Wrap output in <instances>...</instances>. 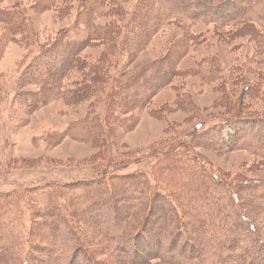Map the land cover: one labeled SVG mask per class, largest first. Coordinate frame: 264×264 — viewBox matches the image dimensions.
I'll use <instances>...</instances> for the list:
<instances>
[{"label": "trees", "instance_id": "1", "mask_svg": "<svg viewBox=\"0 0 264 264\" xmlns=\"http://www.w3.org/2000/svg\"><path fill=\"white\" fill-rule=\"evenodd\" d=\"M66 1L78 19L83 14V24L56 35L29 59L14 83L13 101L26 83L35 88L23 91L28 94V111L56 99L70 106L85 104L83 115L68 123L64 134L98 147L95 157L89 159L93 172L88 178L46 181L0 192V264H30L35 239L40 238L57 245L51 249L53 264H264V203L256 205L252 196L244 207L237 208L233 193L242 195L246 188L254 187L253 182L222 178L195 150V141L206 129L203 123L193 124L178 144L171 142L147 170L116 169L121 164L114 163L111 155L117 128L131 131L138 123L133 112L147 108L160 90L185 77L177 68V51L128 73L123 63L128 50L131 59L155 32L175 20H207L214 26L232 23L237 26L233 32L250 30L253 23L264 27V0H135L129 11L120 9L119 0ZM53 5L52 0L32 3L38 12ZM66 9L59 4L56 10L62 15ZM5 10L0 7V22L9 26L10 35H23L26 28L18 23L21 12ZM188 38L177 39L179 47L185 46ZM98 47L102 48L93 59L84 54L86 49ZM38 69L41 73L36 74ZM72 71L76 76L70 75ZM230 92L229 87L225 91L227 101ZM240 96L219 124L231 122L235 126L229 138L231 149H247L264 161V112L250 109L253 99L264 100V83L247 80ZM59 137L56 135L54 143ZM213 143L217 145V141ZM97 158L99 162L93 161ZM107 159L112 164L101 163ZM206 181L210 190L201 187ZM198 189L194 195L197 200L188 203L187 194ZM80 197L84 198L81 209L85 213L78 209ZM256 199L264 200V185ZM118 200L125 204L123 214L127 217L121 223ZM101 208L111 217L109 225L98 220L104 217ZM226 208L234 220L231 227L223 229ZM151 209L155 213L159 210L163 226L157 216L149 220ZM58 212L60 216H54ZM38 218H47L52 229H56V221L65 223L64 242L58 241L55 232L41 236ZM152 224L154 230L149 232L147 227ZM94 236L98 238L95 248ZM164 237L167 240L162 250ZM180 241L185 250L177 246L174 252Z\"/></svg>", "mask_w": 264, "mask_h": 264}, {"label": "rangeland", "instance_id": "2", "mask_svg": "<svg viewBox=\"0 0 264 264\" xmlns=\"http://www.w3.org/2000/svg\"><path fill=\"white\" fill-rule=\"evenodd\" d=\"M34 1L38 0L0 1V7L3 10L7 8L4 13L21 12L18 23L21 22L26 28L23 35H10L9 26L0 22V192L34 186L46 181L66 182L88 178L93 172L89 159L98 152V147L92 143L74 140L64 134L68 123L83 115L85 104L70 106L56 99L34 111H28V94L23 91H35V88L26 83L19 88L20 99L18 97L13 101L14 83L24 71L29 59L49 45L56 35L62 36L67 28L73 25L79 27L84 22L83 14H80L78 19L76 11L69 9L66 0H52L54 5L42 12L36 11L34 5L32 6ZM134 2L135 0H119L117 3L121 10L129 11ZM59 4L67 7L62 15L56 10ZM95 20L97 22V19ZM252 26L250 30L233 32L232 29L237 26L232 23L214 26L213 22L207 20H198L195 23L175 20L155 32L146 44L135 51L131 59L127 57L131 54L130 49L128 50L123 60V63L127 64L124 68L128 73L135 72L146 62L177 51V68L185 77L176 78L172 85L160 90L147 108L134 111L133 116L138 118V123L131 131L124 132L117 128L115 142L111 147L112 161L121 164L116 169H123L124 172L147 170L171 142L178 144L183 141L186 138L184 134L191 126L201 122L206 129H203V135L195 141V150L222 178L232 182L241 181L243 184L245 180L253 182L254 187L246 188L242 195L238 193L236 196L233 193L237 208L244 207L245 202L252 196L256 205L264 203L263 199H256L261 186L264 185V161L247 149H231L233 144L229 143V138L233 135L235 126L231 122L219 124V119L227 116L224 113L234 107L238 98H242L240 95L243 83L247 80L264 83V27L257 23ZM230 34L232 37H229ZM186 35L190 38L186 40L185 46L179 47L177 42L180 40L177 39ZM101 48L86 49L84 54H90V59H93ZM208 66L210 71L205 70ZM201 67L204 68L202 71ZM39 73L40 69L36 71V74ZM70 75L76 76V72L72 71ZM229 87L232 91L229 98L234 103L226 100L225 91ZM253 101L250 109L253 107L259 112H264V100ZM56 135L60 137L54 143ZM216 141L217 145L213 143ZM201 142L206 145L203 146ZM93 161L100 160L97 158ZM112 161L107 159L101 163L109 165ZM210 186L209 181L201 184L206 190H210ZM199 191L200 189L193 194H187V202L197 200L198 196L194 195ZM28 196L36 201L38 199L32 193H28ZM83 202L84 198L80 197V212L83 211ZM124 205L118 200L117 206L122 207L120 223L127 221L123 214ZM101 210L105 212L104 209ZM225 212L227 222L223 223V229L231 227L234 220L227 208ZM103 215L104 217L98 218L99 222L104 221L109 225L111 217L105 216V213ZM54 216H60V212ZM147 216L149 220H155L157 216L161 225H164L159 218V210L155 213L151 209ZM250 218L249 216L248 220ZM46 219L38 218V223L41 224L38 231L41 236L47 231L55 232L58 241L64 242L67 225L63 222L58 224L56 221V229H52ZM147 229L152 232L154 225ZM89 232L93 231L90 229ZM94 238L92 247L95 248L98 238ZM166 240L165 237L161 240L162 250L163 246H166ZM35 241L37 245L32 249L30 264H53L54 254L51 249L53 247L55 250L57 245L41 238ZM180 245L181 241L175 246L174 252L178 251L177 246L185 250L183 245ZM186 247L189 249V244Z\"/></svg>", "mask_w": 264, "mask_h": 264}]
</instances>
